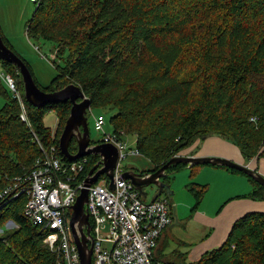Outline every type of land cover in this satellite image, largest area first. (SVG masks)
Instances as JSON below:
<instances>
[{"label": "trees", "instance_id": "16d2710c", "mask_svg": "<svg viewBox=\"0 0 264 264\" xmlns=\"http://www.w3.org/2000/svg\"><path fill=\"white\" fill-rule=\"evenodd\" d=\"M0 34L15 52L1 26ZM26 35L58 50L52 60L57 75L47 88L15 52L37 84L55 91L75 83L92 108H115L112 132L122 138L134 134L136 146L153 165L142 173L190 148L196 152L214 135L234 143L246 161L264 158V0H40ZM0 70L16 79L25 97L16 65L0 59ZM10 93L0 76L5 100L0 103V195L18 177L29 185L24 178L41 155L37 136L70 161L60 151L59 138L71 102L35 107L25 98L29 125ZM51 110L59 120L55 130L44 121ZM69 148L77 152L75 138ZM101 164L99 155L87 156L79 181ZM203 166L245 176L253 187L243 196L264 200V186L227 166L175 163L163 180L171 184L177 172L189 168L187 188L198 204L209 189L194 180ZM27 199L26 192L0 196V264H58L60 255L44 241L48 231L23 214ZM11 222L16 226L9 227ZM186 264H264V211L240 216L222 245Z\"/></svg>", "mask_w": 264, "mask_h": 264}, {"label": "built area", "instance_id": "2783aa9c", "mask_svg": "<svg viewBox=\"0 0 264 264\" xmlns=\"http://www.w3.org/2000/svg\"><path fill=\"white\" fill-rule=\"evenodd\" d=\"M31 1L36 5L40 2ZM0 76L20 103L21 119L30 125L25 97L15 78L4 70H0ZM94 127L102 134V142L118 148L119 159L114 170V188L110 187L109 177L89 187L86 208L92 224L93 264H178L155 258L160 237L173 223L170 198L162 194L154 201L146 200L134 183L124 177L126 168L122 164L129 156L142 155L139 148L130 147L124 138L107 131L104 114L95 116ZM36 139L41 155L24 178L29 185L23 186L18 177L0 196L14 198L26 192L23 214L48 231L44 241L60 255L58 264H80L69 219L84 184L85 179L79 181V175L85 169L87 156L65 161L55 145L45 146L38 136Z\"/></svg>", "mask_w": 264, "mask_h": 264}, {"label": "water", "instance_id": "95a60500", "mask_svg": "<svg viewBox=\"0 0 264 264\" xmlns=\"http://www.w3.org/2000/svg\"><path fill=\"white\" fill-rule=\"evenodd\" d=\"M0 59H4L15 64L19 69L22 75L25 98L33 106L42 107L47 103L71 102L70 114L59 138L60 151L64 157L73 161L80 157L94 154L99 155L102 159V166L100 168L97 166L93 167L86 176L76 202L72 205V212L69 219L73 239L77 245L80 255V264H93L94 241L91 234L92 225L90 216L86 208L89 196V187L93 183L97 182L103 175L110 178V187H115L114 170L119 159V150L112 143H91L92 137L88 120V112L92 108V102L80 85L70 83L59 90H43L37 84L29 66L5 44L1 34ZM73 138L76 139L78 145L76 153H72L69 148ZM180 162L187 163L189 165L212 164L217 166H227L252 176L262 186H264V175L255 168L226 157L213 155L201 156L196 154H179L171 158L167 163L155 171L142 173L134 169H128L124 172V177L130 179L143 196L148 194L145 189L146 187H157V192L151 201H154L163 193L172 199L175 194V190L172 188L171 184L165 182L163 178L167 174V169L171 165Z\"/></svg>", "mask_w": 264, "mask_h": 264}, {"label": "rangeland", "instance_id": "374dc122", "mask_svg": "<svg viewBox=\"0 0 264 264\" xmlns=\"http://www.w3.org/2000/svg\"><path fill=\"white\" fill-rule=\"evenodd\" d=\"M36 6L37 5L31 0H0V24L2 25V30L6 38L9 40L8 42L14 48L15 52L23 59H26L31 65L40 86L42 88H47V86L52 83V79L57 75V70L52 63V60L56 59V53L58 50L52 43L43 41L34 42L27 38L26 27L32 19ZM4 27L6 31H4ZM58 61L60 63L64 62L63 60ZM4 101V97L0 94V103L3 104ZM115 111V108L103 111L99 108H91L88 120L93 140L99 141L102 139V134H100L94 127L95 116L99 113L106 115L107 131L112 132L110 117L115 113ZM44 121L47 126H50L52 130H55L59 121L57 113L54 110H51L45 116ZM124 139L130 147H136V137L134 134L129 133L124 136ZM232 144L236 146L234 143ZM192 150L193 148H190L182 154L190 155L192 154ZM258 163V171L264 175V158H262V160ZM122 164L123 166H126V168H135L141 172L150 165V161L144 155H138L136 157L129 156L125 158L122 161ZM245 164L249 165L248 162H245ZM256 166L257 165L254 167ZM189 172L188 168H184L177 172L175 174L176 178L173 179L174 181L172 180V188L175 190V194L173 198L170 199V203L171 206L173 205L172 208L180 211V216H178L179 220H175V223L169 228L168 232L170 233V236L168 237V250H190V253H192L191 250L197 247H218L225 240L228 233L224 236V238H221V233L219 232L217 225L209 224L203 220L196 219L195 212L191 210L194 204V199L186 187V183H189L191 180ZM194 180H196V178ZM145 189L148 194L144 198L146 200H151L157 192V187L149 186ZM164 195L165 194H163V196ZM211 198L212 195L209 196V200ZM15 226L16 225L13 222L9 224V227L11 228ZM208 233H212L211 242L203 245ZM176 241L187 243V245L179 246L176 244ZM200 256L201 255L199 254L194 258L192 257V259L196 261L200 258ZM187 262L190 261L187 260Z\"/></svg>", "mask_w": 264, "mask_h": 264}, {"label": "crops", "instance_id": "0c3cea01", "mask_svg": "<svg viewBox=\"0 0 264 264\" xmlns=\"http://www.w3.org/2000/svg\"><path fill=\"white\" fill-rule=\"evenodd\" d=\"M0 26L2 28L1 24ZM4 31H6L5 27ZM192 154L201 156H222L244 164L245 162H248V164L251 165L250 167L252 168H258V162L262 160L252 159L251 161H246L237 146H234L230 141L217 135L207 137L204 141L201 142L196 152H193L192 150ZM132 156L136 157L138 155ZM255 165L257 166L254 167ZM152 168L153 165L150 162V165L143 169V171L150 170ZM175 178L176 175L174 176V179ZM195 178L196 182L200 184H207L209 192L207 191L208 193H205L202 201L197 204L195 197L188 190L194 199V204L191 210L195 212L197 220H203L209 224L217 225L218 230L221 233V238H224L227 233L229 234L233 223L240 216L249 211H264V200H256L250 197L243 196L248 194L252 190L253 186L249 182V180L241 174L228 171L224 168L203 166L202 168H200ZM189 182H191V180ZM172 184L173 183H171V186ZM188 184L189 183H186V185ZM211 195L212 198L209 200V196ZM171 207H173V205ZM178 216H180V211L172 208V217L174 222L171 225L175 223V220H179ZM170 226L165 229L164 234L159 239L155 255L156 259L159 257V259L162 261L186 264L194 261L192 257L194 258L199 254L202 256L205 252L216 248L214 246H212L211 248L197 247L191 250L192 253H190V250H168V237L170 236V233L168 231ZM211 239L212 233H208L206 240L203 242V245L209 244L211 242ZM224 241L220 245H222ZM176 244L179 246L187 245V243L181 241H176ZM187 260H189L190 262H187Z\"/></svg>", "mask_w": 264, "mask_h": 264}, {"label": "clouds", "instance_id": "9594fccd", "mask_svg": "<svg viewBox=\"0 0 264 264\" xmlns=\"http://www.w3.org/2000/svg\"><path fill=\"white\" fill-rule=\"evenodd\" d=\"M90 111H91V110H90ZM90 111L88 112V114L90 113ZM102 114H103V113H102ZM88 116H89V115H88ZM88 119H89V118H88ZM100 142H102V141H100ZM99 168H100V167H99ZM126 170H128V169H126ZM126 170H125V171H126ZM125 171H124V172H125ZM136 171H138V170H136ZM139 172H140V171H139ZM99 180H101V179H99ZM99 180H98V181H99ZM163 194H165V193H163ZM144 197H145V196H144ZM90 221H91V220H90ZM91 225H92V224H91Z\"/></svg>", "mask_w": 264, "mask_h": 264}]
</instances>
